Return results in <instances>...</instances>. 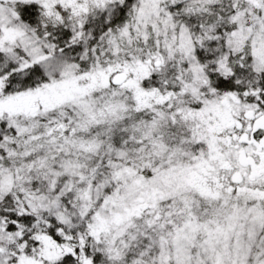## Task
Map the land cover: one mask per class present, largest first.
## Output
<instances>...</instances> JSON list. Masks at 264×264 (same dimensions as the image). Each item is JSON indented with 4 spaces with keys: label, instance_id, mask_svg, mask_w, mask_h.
Returning a JSON list of instances; mask_svg holds the SVG:
<instances>
[{
    "label": "snow or ice",
    "instance_id": "1",
    "mask_svg": "<svg viewBox=\"0 0 264 264\" xmlns=\"http://www.w3.org/2000/svg\"><path fill=\"white\" fill-rule=\"evenodd\" d=\"M0 264H264V0H0Z\"/></svg>",
    "mask_w": 264,
    "mask_h": 264
}]
</instances>
